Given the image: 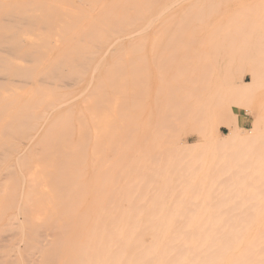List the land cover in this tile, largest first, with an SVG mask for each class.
I'll return each mask as SVG.
<instances>
[{"label":"rangeland","instance_id":"rangeland-1","mask_svg":"<svg viewBox=\"0 0 264 264\" xmlns=\"http://www.w3.org/2000/svg\"><path fill=\"white\" fill-rule=\"evenodd\" d=\"M54 52L59 56L56 60ZM50 54H53L52 57ZM71 70L80 76L71 77ZM0 79V201H3L0 213L5 214L0 217V264H43L44 261L48 264L51 258L55 261L50 264L56 262L59 252L55 254L54 251L57 243L41 250L39 242L31 243L29 235L26 237L31 231L30 214L41 213V210L35 209L37 205L39 207L37 202L46 205L44 201H48L44 198L45 194L43 197L39 193H43L44 188L47 191L50 189L51 194L55 191L54 175L59 166L79 167L86 160L84 169L79 167L80 176H83L78 178V184L67 188L74 195L72 202L71 198L67 199L74 208L70 209L66 203L72 213L64 212L68 211L64 204L66 199L63 207L57 202L54 205L57 193L53 194L51 203L59 211L51 208L55 214L62 209L63 213L77 221L89 218L94 227H103L97 222L109 212L106 203L109 197L114 201L126 199V203L137 197L163 199L167 204L176 201L175 207L179 208L181 200L192 195L195 196L192 200L197 201L202 196L196 193L200 189L205 192L222 188L243 182L246 174L264 172V0H0ZM45 80L54 82L45 85ZM246 82L249 84L245 85ZM69 84L74 88H69ZM41 92L45 97H52L46 100L48 97L44 98ZM67 93H72L68 94L69 98L65 97ZM93 93L99 95L94 96ZM53 94L57 97L65 95L59 97L64 100L55 97V102ZM89 95H93L92 102ZM102 96H106L107 100H103ZM94 97L100 100L97 103L99 107L93 104L97 114L102 104L107 106H103L106 113L103 116L99 114V123L102 122L99 126L102 128L101 135L98 132L100 136L96 133L100 129L96 125L99 118L94 122V111L90 109V115L86 111L88 106L85 110L82 105L86 99L96 103ZM30 101L33 104L38 101L37 104L42 107L30 104ZM116 103L123 105L122 110L121 105L116 111L119 109ZM111 104L114 105L113 111ZM31 105L35 106L34 110L30 109ZM49 105L55 107L50 108ZM80 112L84 115L81 118L88 121H85L88 129L84 120H79ZM35 113L43 117L50 113L46 129L41 130L43 117L39 118L42 121L37 122L38 117L36 121H28L30 115L33 119L36 117ZM71 114L74 116L71 117ZM239 118L245 122L239 124ZM54 121L58 123L57 128ZM66 123L68 128H65ZM70 123L73 125L70 126ZM230 125H239L247 132L256 128L258 136L243 144L226 146L222 137L229 133ZM49 127L56 128V131L53 128L49 131ZM68 131L71 133V139L67 138L69 144L66 142ZM56 133H65L62 134L64 138L59 135L63 138L61 142L56 140ZM79 135L89 143L85 142L87 154L83 152L85 149L81 150L80 157L76 156L81 149H77L81 142L79 139L82 140ZM87 137L91 138L89 142ZM45 140L48 146L53 145L52 151L44 145L47 144L43 143ZM50 140L54 143H49ZM97 140L103 142V146L100 143L102 148L99 145L100 148L96 147L99 144ZM57 143H61L60 149L68 153H61ZM96 149H102L105 155H98L104 158L101 159L103 164L94 168L97 165L93 161L97 157L94 153L102 152H94ZM38 151L45 159L41 155L42 159L37 158ZM69 153L72 156H68ZM83 154L86 158L81 157ZM33 159L44 165L46 163L47 169L38 162L34 164ZM76 159L78 162L85 160L79 165ZM58 160L60 163H57ZM30 163L35 172L30 171ZM26 164H30V172ZM25 165L27 172L33 175L27 176L28 179H24ZM37 168L44 173L39 172L43 177L39 174L40 178L37 177L40 171ZM95 169H98L96 174ZM31 177L33 180L37 177L39 181L44 179L45 186L41 185L42 179L40 182L35 180L40 183L36 187H41V191L36 190L34 186L37 182L34 185L32 179L33 184H27ZM247 180L253 181V178ZM44 183L50 184L49 189ZM135 188L143 192L133 193L131 190ZM31 195L35 200L40 197L34 200L36 206L30 205ZM10 198L12 204H9ZM41 198H44L43 202ZM75 198L77 202H74ZM4 200H10L6 202L10 206L3 204ZM105 203L107 206L103 205ZM3 207L4 210H1ZM32 207L35 210L28 214V209ZM245 213H264V206ZM24 215H29L28 219ZM25 220L29 223V230ZM262 220L260 216L254 218L255 224L248 226L250 232L263 228L258 225ZM35 228L41 233V229L48 231L41 225L32 229ZM49 230L52 231L51 228ZM50 231L46 234L49 235ZM68 250L72 252L74 249L70 247ZM88 250L94 252L100 249ZM39 251L48 253L46 257L49 256L50 262L43 258L38 261Z\"/></svg>","mask_w":264,"mask_h":264},{"label":"bare ground","instance_id":"bare-ground-1","mask_svg":"<svg viewBox=\"0 0 264 264\" xmlns=\"http://www.w3.org/2000/svg\"><path fill=\"white\" fill-rule=\"evenodd\" d=\"M54 54L56 55L55 60H56V58L58 59L59 56L55 52H54ZM50 55L52 57L53 54H50ZM81 57H83V56H81ZM85 58H87V55H86V57H84V59ZM53 60H54V58H53ZM28 63L30 64V62H28ZM52 63H49V64H52ZM61 63H63V62H61ZM31 64H32V62H31ZM53 64L55 66V63H53ZM75 64H76V62H75ZM55 72H57V71L55 70ZM72 72L73 71L71 70V74H73L71 77H74L76 75V74H74L76 71L74 73H72ZM57 74L60 75V73H57ZM57 74H55V75H57ZM78 74L75 77L80 76ZM53 75H54V73H53ZM22 76H24V75H22ZM50 77H52V76H50ZM254 80H255V77H254ZM52 81L50 80L49 83L52 82ZM54 81H56V79ZM69 81H70V79H69ZM73 82H74V80H73ZM78 82H79V80H78ZM47 83L48 82L45 80V85ZM53 84H55V83H53ZM101 84H103V82H101ZM248 84L249 83L246 82L245 85H248ZM52 85H49V87H51ZM64 85H65V83H64ZM68 86H69V88H71L70 84ZM103 87H104V89L107 88V87L105 88V86H103ZM62 88L63 87H61L60 89H62ZM72 88H74V86H72ZM75 88H76V86H75ZM98 89H100L99 86H98ZM55 90H57V89H55ZM42 92H41V94H42ZM80 93L82 94L83 92H80ZM99 93H100V90H99ZM68 94L69 93L66 94L67 96H65V95L64 96L66 98H69ZM70 94H72V93H70ZM96 94L99 95L98 93H96ZM96 94H94V96H97ZM83 95L84 94H82V96ZM50 96L52 97V95H50ZM53 96H54V98L55 97L59 98L60 96L64 97L63 95H60V96L57 97L54 94H53ZM46 97H48V95ZM46 97L44 96V98H46ZM49 97L46 98V100L49 99ZM88 97H90V100L93 99L92 98L93 95H92V97H91V95H89ZM102 97L105 98L106 96L105 97L102 96ZM56 98H55V102H56ZM97 98L98 97H94V100L97 99ZM60 99L64 100V98H59V100ZM59 100H58V102H59ZM103 100H107V98H105ZM119 100L121 101V99H119ZM24 101L26 102V99ZM41 101H40V103H41ZM52 101H54L53 98H52ZM74 101H72V102H74ZM85 101L87 102L86 104H85ZM37 102H36V104H33V102L30 101V104L38 105ZM43 102H45V101H42V103ZM91 102H92V100H91ZM91 102H88L87 99H86V100H84V103L82 101V105H84L85 110H86V108L88 106V108H87L88 110H86L88 112V114L92 113L90 111V109L92 111H94V115H93V117L95 119L94 122L99 118L98 121L96 122V125H97L98 129L100 128L99 131L96 132V133H98L102 129L101 127H99L100 125L102 126V122L99 123V121L101 120L100 119L101 117H99V114L101 116L104 115L103 113L105 112V110L103 109V106H105L106 103H104V101L102 102V103H104V104H102V109L103 110L100 109L99 110L100 111L99 114H97L95 112V110H93V108H94L93 104L94 105H98L97 103L100 102V100L97 99L96 103L95 102L91 103ZM115 102L118 103L119 101H115ZM46 103H48V101L45 102L44 104H46ZM117 103L115 105H117ZM50 104H51V100H50ZM70 104H72V103H70ZM70 104H67V105L70 106ZM112 104H114V103H112ZM125 104H127V102ZM33 105H31L32 106V108H30L31 110L32 109L34 110L35 106H33ZM90 105L92 107H90ZM111 105H110V107H111ZM121 105H117V107L119 108ZM140 105H138V106H140ZM49 106H50V108L51 107H55V106H52V105H49ZM112 106H113V108L111 107V109L113 111L114 105H112ZM25 107H26V105H25ZM38 107H42V105L41 106L38 105ZM75 107H76V105H75ZM98 107H99V105H98ZM105 107H107V106H105ZM124 107H125V105H124ZM122 108H123V105L121 106V110H122ZM141 108H142V105H141ZM16 109L19 110V108H16ZM40 109L41 108H39V110ZM48 109H49V107H48ZM48 109H45V110L48 112V111H50ZM58 109L59 108H57V110H56L57 112H58ZM75 110H73V111H75ZM118 110H120V108L117 109L116 111H118ZM169 110H171V109H169ZM169 110H167V111H169ZM28 111H29V107H28ZM28 111H27V113H28ZM54 111L55 110H53V112ZM1 112H2V110L0 111V113ZM43 112H44V110H43ZM22 113H23V111H22ZM24 113H25V110H24ZM95 113H96V115H95ZM36 114L37 113L34 114V116H36V117L33 116L34 119L30 115L31 118L29 117L30 120H28V121L29 122L30 121L33 122L34 120L36 121L37 117H38L37 122H38V120L42 121V119L40 120L39 118H41L43 116L36 115ZM40 114H44V113L41 112ZM48 114H50V113H48ZM54 114H55V112H54ZM47 115H44V117H43V119H44L43 121L44 122H43V124L41 126V130L46 129L45 127H46L47 121L49 120V118L51 116V115H48V116ZM72 115L73 114H71V117L74 116V115L73 116ZM81 116L83 117L84 115H83V113L80 112V116H78V117L81 118ZM167 116H168V113H167ZM54 118L55 119L56 118H61L62 119V117H54ZM155 118H157V117H155ZM65 119H66V117H65ZM158 119H160V118H158ZM165 119H167V117H165ZM79 120L80 121L84 120V118L83 119L81 118ZM135 120L137 121V119H135ZM85 121H87V120L86 119L84 120V125H86V127L88 129L89 128V126L87 124L88 121H87V123ZM54 122L56 124V125H54V127H56L58 125V123H56V121H54ZM49 123H50V121H49ZM59 123H62V121L59 122ZM63 123H65V121ZM67 123H69V122H67ZM67 123L65 124L66 126L64 125L65 128H68L67 125H69V124H67ZM81 123L83 124V122H81ZM71 124L73 125V123H70V126H72ZM136 126H139V125H136ZM34 127H36V125ZM60 127L62 129V125L61 124H60ZM73 127H71V128H73ZM52 128L53 127H51V128L49 127V131H51L50 129H52ZM56 128H53V130L56 131ZM244 129L241 126H239V125H232V126L230 125L229 133L228 134H224V136L222 137L223 140L226 142L225 143L226 146H233V145H236V144H243L245 142H249V141H252L253 139L257 138L258 132H257L256 128H254L253 130H251L249 132H247ZM103 130H104V128H103ZM88 131H89V134H91V131L90 130H88ZM62 132H64V131L62 130ZM65 132H66V129H65ZM69 133L70 132L68 131V135L66 137V140H67V138L69 140V138L71 137V133L70 134ZM79 133H80V131H79ZM173 133H175V132H173ZM42 134H44V133H42ZM50 134H51V132H50ZM62 134L63 133H60L59 135L62 136ZM89 134H88V136H91ZM59 135H58V133H56V136H57L56 140H58V139L60 140V139L64 138L63 136H62L63 138L61 136L59 137ZM98 135H99V133H98ZM100 135H101V132H100ZM48 136L49 135H47V137ZM51 136L49 138H51ZM83 137L84 136H80L79 137V138H82V140L79 139L81 142H80V144H78L79 148L77 146V149H80V148L81 149H80L79 152H77V155L75 154L76 156H79V157H80V155L83 152L84 153L86 152L85 154H87L86 149H88V148H86L87 145L85 144L86 138L84 137L85 138L84 139ZM52 138H54V136ZM89 138L87 139L88 142L91 140V138L90 139ZM99 138H102V137H99ZM103 138H105V136ZM51 140H53V139H51ZM51 140L49 141V143L50 142L54 143V141H51ZM68 140L66 141L67 144H69ZM45 141L43 143H47V141L46 142ZM61 141L62 140H60V142ZM97 141H98L99 144L96 143L97 144L96 147L97 148H100V147L102 148V146L104 145L103 142L99 141V140H97ZM71 142H72V140H71ZM82 143H84L83 145H85V146H83ZM100 143H101V145L102 144L103 145L101 146ZM57 144H56V146L61 145V143L58 144V145ZM87 144H89V143H87ZM44 145H46L47 147L50 148L49 151H52V149L54 148V147H52L53 146L52 144H49L51 146H48V143L44 144ZM56 146H55V148H57ZM62 146H61V148H62ZM80 146L85 147V148L82 149V147H80ZM104 148L106 149V147H104ZM36 149H35V152H36ZM77 149H75V150H77ZM58 150H60L61 153L63 151V150L60 149V146L58 147ZM81 150H84V151L80 154ZM97 151H100V149H96V151L94 150V152H97ZM101 151H100L101 153H98V152L94 153L95 156H97L96 157L97 160H95L96 158L93 160V161L97 162V165L96 166L94 165L95 166L94 168H96L97 166H100V165L103 164L102 163L103 161L101 159L104 160V158H102V157H104L103 154L105 155V153L103 152L102 149H101ZM63 152H64V155H65V153H68V152H65V151H63ZM38 153H40V152L38 151ZM74 153H76V152H73L72 154H74ZM72 154L70 155V153H69L67 155L68 156L69 155L72 156ZM99 154H101L102 157L98 156ZM40 155H41V157L43 156L41 153L39 154V156L37 155L38 156L37 158H39V160L42 159L40 157ZM60 156H62V155L60 154ZM84 156L85 155L83 154L81 157L84 158ZM62 157H64V156H62ZM65 157L69 158L67 156H65ZM98 157H101V158L99 159ZM48 158H50V156ZM73 158H75V157H73ZM85 158H86V156H85ZM43 159H45L44 156H43ZM51 159H53V157ZM31 160H32V158H31ZM31 160L29 159V162H31ZM47 160L49 161L50 159H47ZM47 160H46V162H47ZM83 160H85V159H82L79 162H82ZM50 161H52V160H50ZM67 161L68 160H65V162H67ZM98 161H100L101 163L99 162L100 164H98ZM37 162H38V165H39L40 162L38 160H37ZM37 162L35 161L33 163L35 164ZM41 162H42V160H41ZM53 162L56 163L55 160ZM76 162H78V160ZM84 162L86 163V160ZM84 162L82 163V166L79 163V165L81 166V167L79 166L80 168L83 167ZM57 163H60L59 160L57 161ZM30 164H26L27 167L25 165L24 168L25 167L28 168V171L31 168L30 171L32 170V172H35L34 171L35 168H33L32 164L31 165ZM42 164H43V162H42ZM42 164L40 163L41 166H42ZM48 164H47V166H48ZM65 164L67 165V163H65ZM69 164H71V163L69 162ZM28 165H30L31 167L29 168ZM36 166H37V164H36ZM44 166L46 167V163H45ZM79 167L77 165H75V166L74 165L73 166H59L58 169H57L56 174L50 172L51 174H55L54 175L55 181L53 180L54 184H53V181H52V184H53L54 190H55V191H53V194L55 193V195H56V193H57V196H55V200H54L55 201V204H54L55 206H56V202H57L58 206H62L63 207L64 205H62V204H63V201L65 199L66 200L64 201L65 202L64 204H66L68 202L67 199L71 198L70 199L71 202L74 200V198H72L74 195L71 194L73 192L69 193V190H67V188H69L73 184L77 183L78 178L80 179V177L83 176V174H82V176H80L79 171L81 169ZM26 168H25V171L23 170L25 172V176L26 177L24 176V174H22L24 176V179L27 178V176L32 175V173L29 174L27 172ZM100 168H102V167H100ZM42 169H44V168H42ZM46 169H47V167H46ZM83 169H84V167H83ZM38 170H40V169L37 168V171ZM96 170H98V169H95V173L94 174H96V172H97ZM24 172H22V173H24ZM39 172L41 173V170L38 171V173H37V177L38 178H40V176H42L44 174V173H41L42 175H40ZM103 172H105V171H103ZM103 172H102V174H103ZM27 173H28V175H27ZM38 174L40 176H38ZM46 175L47 174L45 173L44 178L46 177ZM158 175H160V174H158ZM34 176H36V173L34 174ZM116 176H118V175H116ZM161 176H163V175H161ZM37 177H36V179L34 177V180H33V177H31L30 180L32 179L33 182L35 180L39 181ZM54 177H53V179H54ZM244 177H245V180L243 182L232 183L231 185L225 186V187H222V188L211 189V190H207L205 192H203L200 189L196 193H200L202 196H200V198L197 201L192 200L195 197V196L192 195V196H190L189 199L181 200L182 204H181V206L179 208L175 207L176 201L172 202L171 204H167V203H165V200H163V199H152V198H145V197H137V198L130 199L128 201V203H126L127 202L126 199H123L121 201L120 200L114 201V200H112L109 197L108 198L109 200H106V201H108V202H106V203H108L107 204L108 206L106 205V203L103 204V205H106L108 207V210H109V212L107 213V215L105 217L106 220H105V218H103V219L101 218L102 220L97 222V225H102L103 227H94L93 226L94 224L91 222L92 220L89 219V218H86L83 221H81V220L77 221L75 218H71V217L67 216L66 215L67 213L68 214L72 213V211L70 209L74 208V207H72L73 205L70 206V202H68L70 209L68 207H66L67 204L65 205V207L68 209L69 212L68 211H64L66 213L65 214V213H63L62 209H60L61 212H58V213L55 214V212L53 211L54 210L53 208H56V207L55 206L53 207V205H52L53 203H51V198H52L53 194H51V191L49 192L50 189L48 188L49 187L48 185H50V184L44 183V184H46V186H47V188L49 190L47 191L44 187H42V188H44L42 190L43 193H39V191H41L40 190L41 187L37 188L38 187L37 185L40 184L39 182L41 181V179H42L41 178L39 182H37V181L34 182V185L37 182L34 187L37 186L36 190L39 189L38 193L42 194V196H43V194H45L46 196L45 197L43 196V197L46 198L48 201L45 202L43 200L44 198H41L40 201L41 200H42L41 202L44 201V203L46 205H41L43 203L37 202V203H39V207H41V208H39V207L37 208L38 205L36 203H34V202L36 200H39V198H40L39 194H38L39 195L38 197L36 196L37 197L36 200L33 198V195H31V197L33 198L32 199L33 202L31 200V197H29L31 202L27 200V202H30V205L32 203L31 206H33V205L36 206L37 205L35 207V209H39L38 210L39 212L41 210V213H39V214H42V216H40L39 214H36L37 210L35 211L36 215L32 216V214H34V212L31 213L30 211L35 210L34 207H32L33 209H31V210L28 209V212H27V210L24 212V214L26 212L28 214L31 213L30 217H32V219L34 221V224H36V225L33 224L32 219L31 220H30V218L28 219L29 215H24L30 221V224H31L30 225L31 226V231H29V234H27L26 238H28V235H29L28 239L30 240L31 243L37 244V242H39L41 250H46L47 247L54 246L53 244L57 243L58 247H56L57 248L56 252L54 251V249H53V251H54L55 254L59 252L58 253L59 255L58 254H57L58 256L56 255V257H57L56 262L52 263V264H57V260L59 258H60V260H59L58 264H264V227L260 228V229H258L256 231L254 230L255 231L254 233L250 232V230L248 229V226H250L251 224H255L254 223V218L257 219L258 216L263 218V220L261 222H259L258 225L264 226V215H263L264 213H260V214L245 213L249 209H253V208H256V207H263L264 206V180H262V179H264V172L263 173H255V174H246V175H244ZM250 177L253 178V181L247 180ZM50 179H51V177H50ZM117 179H118V177H117ZM32 180L30 182L28 181L29 183L27 182V184H29V185H30V183L33 184ZM43 180L44 179H42V181H41V183H42L41 185L45 186V185H43V182H44ZM15 183H18V181H16ZM49 183H51V182H49ZM79 183H80V181H79ZM13 186H15V185L13 184ZM17 186L18 185L16 184V188H18ZM31 187H28V189H32ZM16 188H15V190H18ZM12 189L14 190V188H12ZM77 189H79V188H77ZM34 190H35V188H34ZM70 191H72V190H70ZM131 191L133 193H135V192H140V193L143 192L142 189L138 190L137 188H135V189H133ZM202 192H203V194H202ZM30 193H32V192H30ZM47 193L50 195L49 198H48L49 195L47 196ZM32 194H34V193H32ZM8 195H10V193ZM34 195H37V193H35ZM77 196H82V195H77ZM11 197H13V196H11ZM27 197H28V194H27ZM24 198H26V197H24ZM76 198H75L74 202H77ZM4 199H6V198H4ZM13 199H15V197ZM1 200H3V199H1ZM10 200H9L10 202L4 200L5 203H3V204H6V206H10V205H8L6 203V202H9V204H10L12 202V198H10ZM58 201H59V204H58ZM1 202H3V201H0V203ZM103 202H105V201H103ZM24 204H26V203L24 202ZM24 204H23V206H24ZM25 207H27V206H25ZM51 207H53V208H51ZM21 208H23V207H20V209ZM11 209L14 210L13 208H11ZM1 210H4V207ZM57 210L59 211V208ZM237 211H240V212H237ZM8 212L11 213L13 211H8ZM8 212L6 214H9ZM50 212H51V214H50ZM52 212H53V214H52ZM3 213L2 212L0 213L1 214V216H0L1 218H2V216L5 215ZM41 220H42V222H40ZM2 221H3V219H2ZM25 222H26L25 224H27L26 220H25ZM11 225L13 227V223H11ZM32 225L34 227L37 226V228H39L40 225H41V227H44L48 231H50L49 229L51 228V230L53 232L50 231L49 235H47L48 231L44 232V230L41 229V231H43V233L38 232L40 229L39 230L36 229V228L32 229L33 228ZM27 226H29V223L27 224ZM30 226L27 227V229L30 228ZM47 226L49 228H47ZM22 227H24V225ZM23 232L25 233V231H23ZM25 234H24V236H25ZM41 234L42 235L44 234L45 238H43L44 237V235H43L41 239H38L39 236L41 237ZM28 239H27V241H28ZM39 240H42V241L40 242ZM70 247H72V249H74V250H72V252L68 250V248H70ZM39 248H37V250H39ZM89 248L90 249L91 248H98L100 250H97V251H94V252H92V251L89 252V250H88ZM59 249H62V251H60ZM48 250H49V248H48ZM50 252H51V250L48 251V253H50ZM48 253L41 251L40 254H39L37 252L38 261L41 260L42 258L44 260L46 259V261H48V262L55 261V260H53L55 258H51L52 260H50V258H48L49 256L50 257L52 256L51 253L50 254H48ZM47 254L49 255L48 257H46ZM44 257H46V258H44ZM44 260H42L41 263ZM50 263H48V264H50ZM43 264H45V261L43 262Z\"/></svg>","mask_w":264,"mask_h":264},{"label":"crops","instance_id":"crops-1","mask_svg":"<svg viewBox=\"0 0 264 264\" xmlns=\"http://www.w3.org/2000/svg\"><path fill=\"white\" fill-rule=\"evenodd\" d=\"M243 122H245L243 119H240L239 118V124H241V123H243Z\"/></svg>","mask_w":264,"mask_h":264}]
</instances>
